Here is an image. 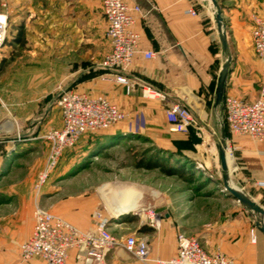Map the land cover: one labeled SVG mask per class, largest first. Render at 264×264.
I'll list each match as a JSON object with an SVG mask.
<instances>
[{
  "label": "crops",
  "instance_id": "obj_1",
  "mask_svg": "<svg viewBox=\"0 0 264 264\" xmlns=\"http://www.w3.org/2000/svg\"><path fill=\"white\" fill-rule=\"evenodd\" d=\"M10 1H13L11 12L15 20L0 50V59L5 60L0 74V96L14 114L15 122L0 125L1 131L10 134L0 136V143H4L0 152L2 177L14 174L16 155L36 151L41 146L48 149L42 136L52 127H61L60 111L55 116L54 110L59 109L55 101L62 88L104 94L127 117L106 130L81 136L73 147L63 151L58 165L74 166L111 138L135 133L149 137L163 149L178 147L183 156L206 168L195 156L204 142L193 145L188 132L172 131L165 112L174 102L188 107L203 133V141L206 135L215 134L216 126H219L220 136L222 127L225 128L219 109L213 104L217 77L226 55L221 49L213 9L209 5L202 0H125L140 8L133 13L132 26L140 34V52L128 69L131 88L126 91L123 84L115 81L113 72L97 68L110 50L101 0ZM232 1V6L222 10L231 56L224 95L253 101L258 97L262 65L253 50L251 11L258 9L257 12L264 13V0ZM12 5L10 2L9 7ZM191 8L196 11L195 15L188 13ZM17 25L25 29L23 48L10 41ZM16 51H19L17 57ZM143 51H152L154 57L146 58ZM143 83L161 92L163 98L144 99L140 90ZM225 130L226 138L237 146L234 158L231 157L234 162L231 172L249 196L259 200L264 208V189L254 184L256 180H264V137L259 141L233 135L227 126ZM186 142L192 146L183 149L182 144ZM215 148L213 141L212 154ZM36 168L28 166L24 174L0 187V264H44L38 257L23 261L19 253L20 243L32 231L34 205H42L44 198L50 199L49 211L83 230L93 228L94 212L105 205L102 193L83 200L62 199L58 190L48 189V182L37 199L32 181ZM248 211L240 204L232 213L217 214L211 220L195 218L193 229L188 223L185 231L196 237L208 252L220 251L240 264H264V231L257 227ZM121 215L127 213L118 210L117 216ZM140 221L139 233L149 243L150 260L142 262L124 249L114 248L106 254V264H165L156 260H168L176 255V233L184 228L181 223L166 216L155 230L142 218ZM253 226L255 241L250 238ZM66 264H77L74 249L69 251Z\"/></svg>",
  "mask_w": 264,
  "mask_h": 264
},
{
  "label": "built area",
  "instance_id": "obj_2",
  "mask_svg": "<svg viewBox=\"0 0 264 264\" xmlns=\"http://www.w3.org/2000/svg\"><path fill=\"white\" fill-rule=\"evenodd\" d=\"M6 8V0H0ZM106 20L105 35L110 50L99 61L97 68L114 73L116 82L123 84L126 91L131 88L127 76L134 56L139 50L140 34L133 30V13L140 11L138 5L131 6L125 0H101ZM188 13L195 15L191 8ZM252 45L261 62L258 97L246 101L227 94L223 98L222 120L229 132L249 136L261 141L264 137V13H253ZM9 38L8 13L0 12V50ZM146 58L154 57L152 51H143ZM144 99L163 98V94L149 84L140 87ZM61 115V127L50 128L42 136L48 143V154L42 168L37 172L33 191L39 196L43 186L57 167L65 149L73 147L81 136L106 130L126 119V113L106 95L89 94L73 88L59 89L55 101ZM170 128L174 132H187L189 125L197 127V120L185 105L174 102L165 112ZM237 146L225 139V153L234 158ZM255 186L264 189V180H256ZM143 222L158 230L161 215L153 206H143L135 210ZM94 226L83 230L38 203L33 209V227L30 236L20 243L19 253L23 261L40 258L44 264H66L69 251H76L77 264H106V254L114 248H122L142 262L150 260V246L143 237L127 235L118 238L109 229V218L101 211L93 214ZM250 238L255 241V228L250 229ZM177 252L168 260L157 259L165 264H240L236 259L220 251H206L198 239L184 232L176 233Z\"/></svg>",
  "mask_w": 264,
  "mask_h": 264
},
{
  "label": "rangeland",
  "instance_id": "obj_3",
  "mask_svg": "<svg viewBox=\"0 0 264 264\" xmlns=\"http://www.w3.org/2000/svg\"><path fill=\"white\" fill-rule=\"evenodd\" d=\"M10 2L12 5L13 1L6 0V8H2L0 3V12L8 13V32L13 27L11 22L15 20L11 12L13 5L11 8L9 7ZM202 2L213 9L210 0H202ZM217 2L222 8L221 10L228 9L234 3L232 0H217ZM257 10L252 9L251 15L259 13ZM18 53L19 51L14 52L15 57L18 56ZM3 58L0 59V65L3 64ZM12 59L11 56L10 60ZM4 103L6 102L0 96V125L8 126V121L14 124L15 116ZM54 112L55 116H58L59 109L56 108ZM214 131L213 136L206 135L200 151L195 154L206 166L205 170L202 169V163L198 164L195 160L186 158L188 164L195 166L198 170L202 169V173H195L192 180H186L177 175H165L158 169L146 170L134 167L135 156L152 148L150 143L152 140L141 134L127 133L119 137L115 136L107 143H102L94 150V153L85 157L82 162H76L74 166L68 167L66 163H60L46 183L48 182V189L58 190L59 197L70 201L88 199L90 196L99 197V194L102 193L105 196V205H100L97 210L109 218L108 229L118 238L127 235L137 238L142 236L139 233L142 229L141 218L135 215L134 211H130L127 215H121V217L117 216L118 210L115 205L126 201L135 202L139 208L153 206L162 218L167 216L176 223H181L184 226L181 232L187 234L185 230H187L188 223L193 229L195 218L211 220L217 214L232 213L235 208L240 206V203L232 198L223 185L217 148L213 154L210 151L213 141L216 145L218 143L219 126H216ZM8 135H10L8 131L0 130V136ZM124 137H127L126 141H122ZM146 138H149V141ZM152 143L155 144L153 141ZM182 145L183 149H187V146ZM3 146L4 143H0V152H2ZM164 150L171 152L168 149ZM47 154L48 149L41 146L36 151L26 152L20 156L16 155L13 162L14 174L5 178L1 174L0 187L24 174L28 166H37L35 169V174H37L42 168ZM94 154L96 155L94 156ZM178 157L180 160H185L181 156ZM35 174L32 177L33 183L36 178ZM229 180L231 185L249 196L247 190L237 182L233 172L229 173ZM49 200V198H44L42 205H39L49 210ZM255 201L263 207L259 200L255 199ZM248 212L255 224L256 222L260 223V225L256 224L257 227H264V216ZM130 217L135 218L129 220ZM185 218L189 220L184 221Z\"/></svg>",
  "mask_w": 264,
  "mask_h": 264
},
{
  "label": "water",
  "instance_id": "obj_4",
  "mask_svg": "<svg viewBox=\"0 0 264 264\" xmlns=\"http://www.w3.org/2000/svg\"><path fill=\"white\" fill-rule=\"evenodd\" d=\"M213 7V18L216 24L219 41L221 45V49L223 53L226 55V59L220 69V72L217 77L216 88L214 93V107L219 109L220 116L223 115V98L225 94V84L226 78L230 67L231 56L228 51V43L225 32V24L222 16V10L217 2V0H210ZM186 131L190 135V141L193 145H201L203 143V133L202 131L192 125L186 127ZM225 128L221 129V136L217 148L218 160L220 162L221 167V178L223 181V185L228 193L237 200L244 208L247 210L264 216V208L259 205L253 198L242 192L240 189L232 186L229 180L228 167L226 162V153H225ZM257 225H260L259 222H256ZM260 228L264 231V227L260 226Z\"/></svg>",
  "mask_w": 264,
  "mask_h": 264
},
{
  "label": "trees",
  "instance_id": "obj_5",
  "mask_svg": "<svg viewBox=\"0 0 264 264\" xmlns=\"http://www.w3.org/2000/svg\"><path fill=\"white\" fill-rule=\"evenodd\" d=\"M10 41L12 44L18 45L19 48H23L25 46L26 38H25V29L23 25H17L15 33L13 34L12 39ZM3 62H5V60H2V63ZM2 69H3V64L0 65V71H2ZM224 126L226 128L225 123H224ZM119 136L121 135H118V137ZM226 136H227V132H226ZM126 139L127 137H124L122 138V141H126ZM147 139L149 141V138H146V140ZM150 143H151L152 148L144 150L139 155L135 156L136 159L133 163L134 167L140 168V169H146V170L158 169L162 174L177 175L186 180H192L195 173L197 172L202 173V169L205 170V168L198 170L195 168V166L188 164L189 162L187 161V159L189 160H194V159L183 156L182 150L179 149L178 147H176L175 150H171V152H168V151H165L163 148H159L158 146L153 144L152 141H150ZM183 144L184 146H187V147L192 146L188 142L183 143ZM172 151H175L176 153H173ZM178 156L185 158V160L183 159L180 160Z\"/></svg>",
  "mask_w": 264,
  "mask_h": 264
},
{
  "label": "bare ground",
  "instance_id": "obj_6",
  "mask_svg": "<svg viewBox=\"0 0 264 264\" xmlns=\"http://www.w3.org/2000/svg\"><path fill=\"white\" fill-rule=\"evenodd\" d=\"M219 140V139H218ZM231 155L227 153L226 155V162H227V167H228V173L231 172V170L234 167V162L231 159ZM233 186V185H232ZM117 206V207H116ZM115 208L119 210L121 213L126 214L129 213L132 210H136L135 202H123V203H118L115 205ZM139 208V207H138ZM135 212V211H134ZM117 213V212H116Z\"/></svg>",
  "mask_w": 264,
  "mask_h": 264
}]
</instances>
